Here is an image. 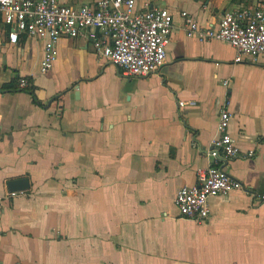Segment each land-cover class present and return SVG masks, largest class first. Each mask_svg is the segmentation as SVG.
Instances as JSON below:
<instances>
[{
    "label": "crops",
    "instance_id": "1",
    "mask_svg": "<svg viewBox=\"0 0 264 264\" xmlns=\"http://www.w3.org/2000/svg\"><path fill=\"white\" fill-rule=\"evenodd\" d=\"M146 1L169 9L173 34L158 72L138 77L83 37L62 38L42 74L43 41L12 44L0 21V263L264 264V54L236 62L229 42L188 36L180 15L215 25L259 0ZM223 107L241 149L223 167L244 189L209 198L197 221L175 198L210 164ZM23 177L30 188L11 197L7 182Z\"/></svg>",
    "mask_w": 264,
    "mask_h": 264
},
{
    "label": "built area",
    "instance_id": "2",
    "mask_svg": "<svg viewBox=\"0 0 264 264\" xmlns=\"http://www.w3.org/2000/svg\"><path fill=\"white\" fill-rule=\"evenodd\" d=\"M138 0H96L92 4H64L60 0H0V21L6 26L9 42L18 43L21 36H33L43 41L39 72L47 74L57 56V44L62 38L83 37L93 44L101 59L112 62L125 77H138L160 69L171 41L173 16L169 9L152 5L142 8ZM185 33L205 40H224L235 50L234 61L248 57L255 62L264 54V0L254 7L229 8L217 24L203 25L194 14L181 10ZM31 77H19L17 88H31ZM228 83V80H225ZM189 104L194 101L190 100ZM180 106L184 104L181 100ZM62 106L55 111L62 112ZM232 114L223 107L217 123L218 136L211 141L210 164L197 170L198 184L183 185L175 203L181 216L203 221L209 213L211 197L243 190L242 182L231 177L223 164L241 154L231 137L229 123ZM254 150L247 153L253 157ZM24 191L9 192L11 197ZM4 264V263H0Z\"/></svg>",
    "mask_w": 264,
    "mask_h": 264
},
{
    "label": "water",
    "instance_id": "3",
    "mask_svg": "<svg viewBox=\"0 0 264 264\" xmlns=\"http://www.w3.org/2000/svg\"><path fill=\"white\" fill-rule=\"evenodd\" d=\"M7 187L10 191H24L30 188L29 181L27 178L11 179L7 182Z\"/></svg>",
    "mask_w": 264,
    "mask_h": 264
},
{
    "label": "trees",
    "instance_id": "4",
    "mask_svg": "<svg viewBox=\"0 0 264 264\" xmlns=\"http://www.w3.org/2000/svg\"><path fill=\"white\" fill-rule=\"evenodd\" d=\"M17 86V85H16ZM16 86H15V88H16ZM32 87V86H31ZM2 90H7V91H11L13 88H10V87H7V86H5V87H3V88H1ZM19 89V88H18ZM20 90H28V91H31V92H33V90L31 89V88H28V89H20Z\"/></svg>",
    "mask_w": 264,
    "mask_h": 264
}]
</instances>
